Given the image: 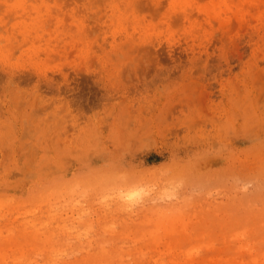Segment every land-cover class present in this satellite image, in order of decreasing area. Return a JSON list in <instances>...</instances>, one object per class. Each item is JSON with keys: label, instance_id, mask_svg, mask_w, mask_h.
<instances>
[{"label": "rangeland", "instance_id": "obj_1", "mask_svg": "<svg viewBox=\"0 0 264 264\" xmlns=\"http://www.w3.org/2000/svg\"><path fill=\"white\" fill-rule=\"evenodd\" d=\"M0 246L264 264V0H0Z\"/></svg>", "mask_w": 264, "mask_h": 264}, {"label": "bare ground", "instance_id": "obj_2", "mask_svg": "<svg viewBox=\"0 0 264 264\" xmlns=\"http://www.w3.org/2000/svg\"><path fill=\"white\" fill-rule=\"evenodd\" d=\"M219 1V0H218ZM224 3H225V1H224ZM18 233H19V235L21 236V235H26V240L27 241H29L30 242V244H33L34 243V240L36 239V238H40V235L36 232V231H34V232H29L28 231V229H21V230H19L18 231ZM44 236H46V235H44ZM11 238H9V240L7 239V241L8 242H13L12 240H10ZM46 239V238H45ZM223 243H225V242H223ZM8 244H11V243H8ZM1 247V246H0ZM243 247L244 248H246L247 246L245 245V244H243ZM248 249V248H247ZM252 251V253H254V256H253V260H255V259H258V260H261V259H263L264 258V252H263V255H262V257H257V256H255L256 255V252H254V250H253V248L251 247L250 248ZM11 251H14V248L12 247L11 249H10ZM193 254H194V252H193ZM9 255H13V253H0V257H6V256H9ZM189 259H191L192 260V262H193V264H200V259L199 260H197V259H195V258H193L192 256L191 257H188ZM200 258V257H199ZM226 260H228V259H226ZM229 261V260H228Z\"/></svg>", "mask_w": 264, "mask_h": 264}]
</instances>
